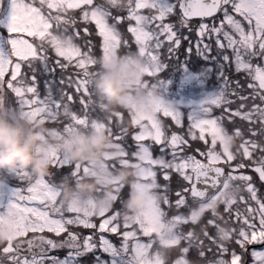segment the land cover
<instances>
[{"label": "snow or ice", "instance_id": "obj_1", "mask_svg": "<svg viewBox=\"0 0 264 264\" xmlns=\"http://www.w3.org/2000/svg\"><path fill=\"white\" fill-rule=\"evenodd\" d=\"M193 52L216 69L220 87L186 117L167 102L154 117L132 106L108 116L94 99L101 65L139 55L145 74L137 87L155 88ZM5 103L44 121L60 174L129 166L137 177L131 185L112 177L106 206H66L52 173L18 170L19 187L0 181V224L11 232L0 264H264V248L253 247L264 245V0H0ZM77 130L105 131L119 158L99 168L72 161L57 143ZM229 134L239 137L236 149L226 146ZM130 188L148 202L122 219ZM197 221L207 226L198 234ZM221 224L227 243L217 238ZM164 226L174 236L169 256L156 242Z\"/></svg>", "mask_w": 264, "mask_h": 264}, {"label": "clouds", "instance_id": "obj_2", "mask_svg": "<svg viewBox=\"0 0 264 264\" xmlns=\"http://www.w3.org/2000/svg\"><path fill=\"white\" fill-rule=\"evenodd\" d=\"M144 74V62L135 54L128 58H117L107 66L101 65L91 83L95 101L102 105L108 116L126 112L130 106L144 116H156L165 100L159 87L154 88L147 84L137 87L144 79ZM121 122L126 126L131 124L130 119ZM45 131L43 120L33 121L26 118L14 105L5 103L0 107V181H5L7 176L18 170H27L36 178L51 174L52 161L46 149L47 142L42 139ZM225 143L228 148L236 149L239 137L229 134ZM57 148L72 161L87 162L97 168L105 163L106 157L119 158V150L115 148L112 137L102 130H77L72 135L62 137ZM112 177L131 185L136 181L137 170L122 166L107 175L66 176L60 182L61 198L66 206L74 203L83 205L90 199H96L99 206H106L114 199L110 183ZM147 202V193L130 188L121 203V218L131 219L144 209ZM196 207L198 209L199 205ZM217 211L219 212V207ZM197 224L198 227L193 228L195 233L206 230L205 224H200L199 221ZM229 230L221 224L217 229V238L227 243L226 233ZM10 234L6 225L0 227V243H4ZM173 240V233L168 231L167 226L157 229L156 242L165 256L170 255Z\"/></svg>", "mask_w": 264, "mask_h": 264}, {"label": "rangeland", "instance_id": "obj_3", "mask_svg": "<svg viewBox=\"0 0 264 264\" xmlns=\"http://www.w3.org/2000/svg\"><path fill=\"white\" fill-rule=\"evenodd\" d=\"M182 70L183 71L179 75V78H177L175 82H171V79L173 80V78L170 77L166 81L165 85L158 87L161 91L162 96L164 97L165 102L172 104L186 117L193 109H195L199 105L202 100H204L208 95L216 92L218 89L206 86V73L193 71L187 69L186 67L184 68V66ZM171 73L172 71L170 70V72L166 73L165 75H170ZM173 84H175L174 86H176L175 89H172ZM51 173L52 177H55L52 171ZM67 174H70V172L65 170L64 176H68ZM53 180L55 181V179ZM61 181L62 180H58L57 183H60ZM6 184L9 187L21 186V182L17 179L15 180L16 185H10L9 183ZM5 225L8 227L6 223L0 224V227Z\"/></svg>", "mask_w": 264, "mask_h": 264}, {"label": "trees", "instance_id": "obj_4", "mask_svg": "<svg viewBox=\"0 0 264 264\" xmlns=\"http://www.w3.org/2000/svg\"><path fill=\"white\" fill-rule=\"evenodd\" d=\"M186 44H184L181 48V59H183V53H184V48H186ZM197 58L195 57V54L193 52V56L192 59L189 58L187 61H184L181 65L177 66L175 64H170L169 67L161 74V78L164 81H167L170 77L173 78V80L171 79V82H175L177 78H179V75L181 74V72L183 71L182 68L184 66V68L186 67L187 69L193 70V71H200V72H204L206 73V86L207 87H211V88H215V89H219L220 87V81L219 78L216 74V69L214 67H211L206 61H197ZM170 70L172 71V73L170 75H165L166 73H169ZM170 82V83H171ZM175 84H173V88L175 89L176 86H174ZM163 86V85H161ZM217 114H219L217 112ZM54 174L55 177H52V179H55V181L57 182L58 180H63L64 179V174L65 171L60 174L57 170L52 169L51 170ZM68 176H70L71 174H67Z\"/></svg>", "mask_w": 264, "mask_h": 264}, {"label": "flooded vegetation", "instance_id": "obj_5", "mask_svg": "<svg viewBox=\"0 0 264 264\" xmlns=\"http://www.w3.org/2000/svg\"><path fill=\"white\" fill-rule=\"evenodd\" d=\"M15 180H16V179H15L14 174H13V175H9V176H7L5 182H6V183H9L10 185H11V184L15 185ZM260 248H264V245H261ZM260 248H259V249H260Z\"/></svg>", "mask_w": 264, "mask_h": 264}, {"label": "water", "instance_id": "obj_6", "mask_svg": "<svg viewBox=\"0 0 264 264\" xmlns=\"http://www.w3.org/2000/svg\"><path fill=\"white\" fill-rule=\"evenodd\" d=\"M259 245V244H258Z\"/></svg>", "mask_w": 264, "mask_h": 264}]
</instances>
